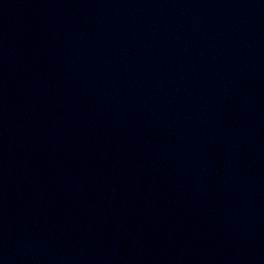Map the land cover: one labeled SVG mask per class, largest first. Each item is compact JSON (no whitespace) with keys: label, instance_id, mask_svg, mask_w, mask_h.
Listing matches in <instances>:
<instances>
[{"label":"water","instance_id":"obj_1","mask_svg":"<svg viewBox=\"0 0 264 264\" xmlns=\"http://www.w3.org/2000/svg\"><path fill=\"white\" fill-rule=\"evenodd\" d=\"M0 264H264V0H0Z\"/></svg>","mask_w":264,"mask_h":264}]
</instances>
